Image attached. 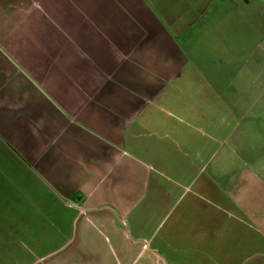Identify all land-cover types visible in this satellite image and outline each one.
<instances>
[{"label":"crops","instance_id":"0c3cea01","mask_svg":"<svg viewBox=\"0 0 264 264\" xmlns=\"http://www.w3.org/2000/svg\"><path fill=\"white\" fill-rule=\"evenodd\" d=\"M234 3L0 0V264H264Z\"/></svg>","mask_w":264,"mask_h":264},{"label":"rangeland","instance_id":"374dc122","mask_svg":"<svg viewBox=\"0 0 264 264\" xmlns=\"http://www.w3.org/2000/svg\"><path fill=\"white\" fill-rule=\"evenodd\" d=\"M231 2H235L231 15L234 25L231 30L239 42L235 45L234 55L227 53L225 61L228 62V66L234 67V101L244 103L245 107H238L239 109L249 110L247 117L241 116L243 121L246 119L244 124H247L248 120H251V112L264 116V76H259L263 80L262 82L253 83L252 80L258 79V77L254 76L255 74L248 73L247 75L246 73L251 65L258 69L257 66L264 67V0H250L248 3L243 0H231ZM251 51L255 52L254 55L251 58H246ZM239 71L242 74L237 75ZM247 104L249 107H246ZM248 132L247 135L240 138V141L244 138L248 145L258 147L264 144V128H256L255 132L252 130ZM235 140L236 138H234ZM243 145L248 146L244 143Z\"/></svg>","mask_w":264,"mask_h":264}]
</instances>
